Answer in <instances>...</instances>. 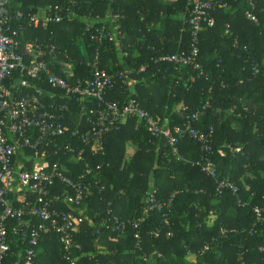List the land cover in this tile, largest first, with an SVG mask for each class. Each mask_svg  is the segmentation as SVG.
<instances>
[{
  "label": "trees",
  "instance_id": "trees-1",
  "mask_svg": "<svg viewBox=\"0 0 264 264\" xmlns=\"http://www.w3.org/2000/svg\"><path fill=\"white\" fill-rule=\"evenodd\" d=\"M19 1L22 5L17 6L18 10L27 12L25 8H28L32 13L49 2ZM77 1L72 11L75 15L66 10L60 13L61 23L42 20L37 27L26 25L25 39L66 51L70 61H86L96 46L86 26L92 23L100 28L105 24L108 29L109 23L102 18L96 21L95 16L119 9L125 16L118 21L119 31L134 44L123 60L132 73L126 84L118 82L105 99L119 104L134 99L155 118L175 125L182 123V111L179 115L172 112L176 104H182L187 113H194L210 96V106L194 127L202 131L214 129L211 158L219 178L234 183L239 191L237 195L229 191L220 196L215 194L214 181L191 164L199 159L200 153L189 139L181 140V159L177 160L162 142L156 150L142 126L135 130L136 122L132 119L122 124L120 130L108 133L98 146L99 152L93 155L78 137L72 136L73 122L60 148L70 146L75 153L83 150L82 158L76 161L73 154L64 151L53 156L52 149L48 160L62 163L66 174L73 178H77L85 163L102 165L100 186L104 190L93 189L75 210L73 242L78 248L72 246L68 253L58 235L52 231L42 233L32 264H70V261L74 264H264V251L260 250L264 249V221L257 222L253 214V207L264 202V0H254L256 23L245 19L248 9L245 0H226L230 8H220L213 14L214 26H204L199 36V62L205 76H199L189 67L156 61L161 55L189 49L188 27L179 18L185 12L186 0H176L171 6L159 5L154 0ZM157 21L161 24L159 31L150 27ZM235 42L237 48L233 47ZM115 48L116 41H105L100 46V67L117 76L124 68L116 59ZM109 62L117 66L110 70ZM251 63L259 66L256 76L250 72ZM141 67L144 70L138 73ZM88 71L85 66H76L75 75L86 76ZM16 82L17 75L7 85ZM42 89L45 93L52 91L47 86ZM250 100L258 105L256 109L248 108L245 102ZM74 105L75 102L67 117H77L79 110ZM233 121L241 123L238 130L231 126ZM86 130L82 127L80 133ZM129 142L138 151L125 162ZM64 191L60 184L53 189L54 194ZM150 195L169 203V209L146 214L145 200ZM13 206L17 208L18 204ZM53 208L69 210L64 203ZM163 214L167 215V222ZM113 217L129 222L123 233L102 226L104 222H112ZM138 220L141 222L134 228L133 223ZM29 221L33 227L39 225L35 218ZM8 223L11 245L2 264H23L25 251L30 248L23 237L25 228L16 219ZM14 229L18 230L17 234L12 232ZM31 230L27 233L29 237ZM207 245L209 248L204 252Z\"/></svg>",
  "mask_w": 264,
  "mask_h": 264
},
{
  "label": "built area",
  "instance_id": "built-area-1",
  "mask_svg": "<svg viewBox=\"0 0 264 264\" xmlns=\"http://www.w3.org/2000/svg\"><path fill=\"white\" fill-rule=\"evenodd\" d=\"M47 1L44 20L55 24L62 22L63 16L60 13L63 10L73 13V7L78 5L77 0ZM245 3L248 7L245 19L256 23V2L245 0ZM21 5L19 0H0V264L7 258L10 250V219H16L18 225L25 228L23 237L27 238L30 248L25 251L23 264H32L42 233L52 231L58 235L68 253L72 246L78 248L73 242V228L77 217L75 210L93 193V189L102 191L104 187L100 186V164L92 166L85 163L81 173L73 178L66 174L62 163H50L48 160L52 149L55 151L52 152L53 156H59L58 152L64 151L73 154L76 161L82 158L83 150L75 153L70 146L60 148L66 132L71 130L69 124L73 122L75 129L72 136L78 137L84 146L91 149L93 155L99 152L98 146L108 133L120 130L122 124L132 119L136 122L135 130L142 126L150 137V142L157 146L156 150H159L162 142L177 160L181 159V140L189 139L197 145L200 153L199 159L191 164L214 181L215 194L220 196L225 191L238 194L239 189L234 183L219 178L211 158L214 129L202 131L194 127L210 106V96L194 113H187L186 108H182V123L175 125L155 118L134 99L123 104L105 99L118 82L126 84V79L132 73V69H128L115 76L100 67V46L105 41L117 40L121 33L118 21L125 19V16L119 9H110L102 16H95L96 21L100 22L101 18L102 21H107L108 29L105 24H101L100 28L92 23L86 26V30L91 33V41L96 46L90 59L74 62L70 61L66 51L60 52L57 47H43L25 39V26L37 27L39 18L37 11L32 13L25 7L27 12L18 10L17 6ZM220 8L226 10L230 5L226 0H186L184 24L188 27L189 49L161 55L156 61L176 67H189L199 76H205L199 62V36L204 26H214L213 14ZM143 21L144 16L141 18V22ZM225 28L228 32L229 25ZM233 47L237 48L238 43L235 42ZM124 56H128L126 51ZM76 66H85L89 69L88 74L76 76ZM143 70L144 67L139 68L138 73ZM259 71L256 63L250 64L253 76L258 75ZM15 75L17 82L7 85ZM191 82H194V78H191ZM43 86L52 91L45 93ZM208 94H211V88ZM73 102L79 110L76 118L70 115L67 117ZM82 127L87 129L84 133H80ZM218 153L224 155L222 150H218ZM59 184L64 186L65 191L54 194L53 189ZM13 203L18 204V207L15 208ZM58 203H64L69 210L57 211L53 206ZM164 209H169V203L160 202L153 195L145 200L146 214L153 211L161 213ZM253 214L257 222L264 221V202L253 207ZM166 216L163 214L165 222ZM31 218L39 221L37 227L31 225ZM139 222L141 220L133 223V227L137 228ZM127 224L129 222L113 217L112 222H104L102 226L106 230L123 233ZM30 228L32 230L29 237L27 233ZM12 232L17 234L18 230L14 229ZM208 248V245L205 246L203 251L206 252ZM260 250L264 251L263 248ZM70 264L74 262L70 261Z\"/></svg>",
  "mask_w": 264,
  "mask_h": 264
},
{
  "label": "crops",
  "instance_id": "crops-1",
  "mask_svg": "<svg viewBox=\"0 0 264 264\" xmlns=\"http://www.w3.org/2000/svg\"><path fill=\"white\" fill-rule=\"evenodd\" d=\"M154 1H156V3L159 4V5L171 6L176 0H154ZM125 9L126 8H124L122 10L125 11ZM144 12H148V11L145 10ZM44 13H45L44 8H40L37 11V17L39 18V23H42L43 22L42 20H44V18H45L44 17ZM184 17H185L184 14L181 15V16L179 15V18L181 19V21L183 22V24H184V20H185ZM150 27L157 28V30L159 31L160 28H161V24H160L159 21H157V23L152 22L150 24ZM115 41H116V48H115V50L117 52V54L115 56H116L117 61H119L121 63L120 67H123L124 68L123 69V72H125L128 69L126 68L125 63H123V60L125 58L124 57V51H128L129 49L132 48V46H134V44H132L133 43V40H131L129 36H126L125 34L120 33V36L117 38V40L115 39ZM139 41H141V40H139ZM121 48H124V49H121ZM109 64L110 65H108V66H109L110 70L111 69H114L117 66L116 63H114L112 65V62H109ZM245 103H249L248 104L249 105L248 108L256 109L258 107V105L256 106L252 100L247 101ZM179 105L180 104H176L175 105L176 107H174L172 109V112H175L178 115L181 114V112L179 111V108H178ZM182 108H184V106H182ZM240 124L241 123L239 121H233L232 124H231V126L233 127V129L238 130L240 128ZM129 144L132 145V146H134V147H136L135 145H133L132 143L129 142V143L126 144V148L129 146ZM132 151H133V149H132Z\"/></svg>",
  "mask_w": 264,
  "mask_h": 264
},
{
  "label": "rangeland",
  "instance_id": "rangeland-1",
  "mask_svg": "<svg viewBox=\"0 0 264 264\" xmlns=\"http://www.w3.org/2000/svg\"><path fill=\"white\" fill-rule=\"evenodd\" d=\"M248 104H249V103H248ZM248 106H249V105H248ZM175 107H176V106H175ZM178 108H179V111H182V110H181V109H182V104H180V105L178 106ZM130 147L133 149L134 152L132 151V149H131ZM137 151H138L137 147H134V146H132V145L129 144V146H128L127 148H125V157H124L123 160H124L125 162H126V161H130V160L132 159L131 157L134 156V154H135ZM109 240H110V242H113L114 239L112 240V238H110ZM194 259H195L194 257H191V260L194 261ZM199 259H200V258H197L196 261H200Z\"/></svg>",
  "mask_w": 264,
  "mask_h": 264
}]
</instances>
